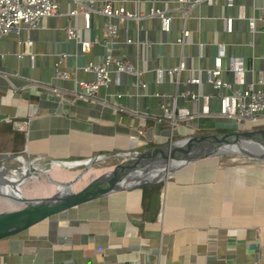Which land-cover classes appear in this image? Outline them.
Returning <instances> with one entry per match:
<instances>
[{
    "label": "crops",
    "instance_id": "crops-1",
    "mask_svg": "<svg viewBox=\"0 0 264 264\" xmlns=\"http://www.w3.org/2000/svg\"><path fill=\"white\" fill-rule=\"evenodd\" d=\"M104 1L143 17L120 22L93 12L85 29L82 15H68L75 0H58L56 15L0 39V159L77 160L166 143L168 123L154 119L162 114L161 102L175 98L178 106L197 111L199 100L184 98V92L199 98L208 94L212 110H219L217 94L224 89L203 79L220 46L224 67L228 57L236 56L247 81L264 76V0L193 7L177 0H93L92 6ZM152 6L171 17L168 32L162 33L159 19L149 14ZM109 23L117 27L111 38L105 34ZM68 26L91 41L87 52L67 38ZM183 29L188 35L181 44L177 38ZM108 53L128 60L140 75L123 74L120 84L113 79L100 87L95 100L74 98L76 80L94 78L83 67ZM61 54H66L62 60ZM181 60L186 66L178 75L164 72ZM57 66L70 78L57 79ZM158 69L163 71L159 79ZM191 76L202 83H189ZM222 78L231 82L232 74L225 69ZM55 85L63 92H53ZM216 119L222 120L197 117L180 129L224 126ZM217 159L187 164L158 181L162 185L146 207L142 187H134L1 238L0 264H264V162L234 157L221 167ZM116 161L107 156L97 168Z\"/></svg>",
    "mask_w": 264,
    "mask_h": 264
},
{
    "label": "water",
    "instance_id": "water-1",
    "mask_svg": "<svg viewBox=\"0 0 264 264\" xmlns=\"http://www.w3.org/2000/svg\"><path fill=\"white\" fill-rule=\"evenodd\" d=\"M222 154H236L264 162V128L185 135L142 150H120L77 160L21 158L20 164L7 165L6 160L13 155L4 156L0 164L3 174L40 173L46 176L47 183L23 189L18 194L0 190V197L7 200L2 201L0 209V239L28 230L93 199L156 183L187 164ZM110 155L116 156L117 161L101 168H91ZM78 167H81L78 171L60 175L53 170Z\"/></svg>",
    "mask_w": 264,
    "mask_h": 264
},
{
    "label": "built area",
    "instance_id": "built-area-1",
    "mask_svg": "<svg viewBox=\"0 0 264 264\" xmlns=\"http://www.w3.org/2000/svg\"><path fill=\"white\" fill-rule=\"evenodd\" d=\"M179 3H187L190 7L206 4H217L220 1H225V4L231 6L233 0H177ZM93 0H75L73 8L68 11V15L76 17L82 15L83 28L88 29L90 24L91 13H100L108 17H115L122 22L126 19H137L143 17L142 14L125 10L122 6H113L111 1H104L97 7L92 6ZM58 13V0H0V39L7 35L11 30L20 26L27 28L36 27L42 20L54 16ZM150 15L159 19L160 31L166 33L170 30L171 17L168 16L163 9L155 6L150 8ZM231 22V19H228ZM249 26L253 28V19L249 21ZM116 25L109 23L106 25L105 34L111 38L116 34ZM68 39L78 41L80 51L87 52L91 47L89 39L81 38L80 29L76 26H68L66 28ZM188 35V31L183 29L180 37L177 38L178 43H183L184 38ZM21 42V41H20ZM30 43V41L28 42ZM66 54H61L60 60ZM224 49L219 47L218 54L213 60V65L206 68L204 71V79L206 83L211 84L215 89H224L218 92L217 98L219 101V110L214 112L211 108V96L202 94L201 97L197 94L184 92L183 97L189 96L193 101L199 100V109L192 111L186 106H178L175 98L170 101L161 102L162 114L155 116L157 121H165L168 123L169 133L165 136L164 142L174 140V132L176 128L180 129L197 117L219 118L225 126L224 120L229 127L237 129V131L251 130L264 128V76L258 74L254 81H247L245 77V68L242 60L236 56H230L227 59V68L223 65ZM32 60V59H31ZM185 62L181 60L177 66L167 68L164 72L170 77L178 75L185 68ZM84 70L94 74L93 80H76L75 88L71 94L76 99L80 100H95L96 93L102 86L109 85L112 80L116 84H120L121 75L133 74L139 76L141 70L136 68L132 63L123 58H117L110 53L106 54L98 63L88 62ZM230 71L232 81H226L222 78L224 70ZM163 73L162 70H156V77L159 79ZM57 79H69L70 74L57 66L55 73ZM189 83L200 84L202 80L199 77L191 76L187 79ZM142 88L146 87V83L139 80ZM258 86V87H257ZM50 89L55 93L63 92L59 86H51ZM120 96V94H117ZM199 98V99H198ZM116 109L123 112H130L141 117L135 111L125 109L120 106H115ZM216 127V126H215ZM138 134H142L138 130ZM185 136V135H184Z\"/></svg>",
    "mask_w": 264,
    "mask_h": 264
},
{
    "label": "rangeland",
    "instance_id": "rangeland-1",
    "mask_svg": "<svg viewBox=\"0 0 264 264\" xmlns=\"http://www.w3.org/2000/svg\"><path fill=\"white\" fill-rule=\"evenodd\" d=\"M218 129H223L225 131H232V130H237L235 128H232V127H227V126H218ZM216 128H208V129H202V130H192V129H189L187 128L186 130L184 129H178L176 128L175 132H174V139H177V138H180V137H183L184 135H192V134H206V133H213V132H216ZM155 142L157 143H160L159 140H155ZM150 145H153L150 144ZM242 158L243 156H239V155H236V154H222V155H219L217 156L216 158L217 161H218V164L223 167L224 165H228L230 164L231 162V158ZM2 159H0V164H2ZM5 164L7 165H18L20 164L18 161L12 159V160H8L5 162ZM105 165V163H96V164H93L91 168H97V167H100V166H103ZM81 167H78V168H73L72 171H78ZM55 174H63L67 171V169L65 168H53ZM36 180H32V179H29L27 180L23 185H22V189H31V188H34L40 184H43V183H47V179H46V176H44L43 174H37V176L35 177ZM3 191V190H2ZM2 201H7L4 197L1 198L0 197V209H2Z\"/></svg>",
    "mask_w": 264,
    "mask_h": 264
},
{
    "label": "bare ground",
    "instance_id": "bare-ground-1",
    "mask_svg": "<svg viewBox=\"0 0 264 264\" xmlns=\"http://www.w3.org/2000/svg\"><path fill=\"white\" fill-rule=\"evenodd\" d=\"M228 149V148H227ZM229 149L237 151L235 147H230ZM236 153V152H235ZM237 154V153H236ZM214 159L217 156H212ZM210 158V157H209ZM26 163V161L24 160ZM1 171V169H0ZM39 173L31 174L29 172L15 175H7L0 172V190L14 192L16 194L22 193V185L29 179L36 180V176Z\"/></svg>",
    "mask_w": 264,
    "mask_h": 264
},
{
    "label": "trees",
    "instance_id": "trees-1",
    "mask_svg": "<svg viewBox=\"0 0 264 264\" xmlns=\"http://www.w3.org/2000/svg\"><path fill=\"white\" fill-rule=\"evenodd\" d=\"M220 131H225V130L217 128L216 132H220ZM161 185L162 182H158V183L156 182V183L143 184L141 186L143 190V205L145 207L147 206V203H149L150 200H152V197L158 193Z\"/></svg>",
    "mask_w": 264,
    "mask_h": 264
}]
</instances>
